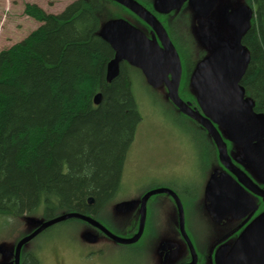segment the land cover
Returning <instances> with one entry per match:
<instances>
[{
  "label": "trees",
  "instance_id": "16d2710c",
  "mask_svg": "<svg viewBox=\"0 0 264 264\" xmlns=\"http://www.w3.org/2000/svg\"><path fill=\"white\" fill-rule=\"evenodd\" d=\"M138 1L147 7V0ZM253 1L257 9L243 42L250 62L241 83L256 110L264 112V0ZM124 9L147 27L113 0H73L60 12L26 2L24 13L40 24L0 50V244L22 218L99 210L104 218L120 192L142 120L132 73L145 77L125 61L118 76L108 80L115 51L100 30L109 18H127L116 15ZM99 92L102 102L96 105ZM89 197L94 204H88ZM80 222L68 219L41 232L23 246L21 264H37L38 253L29 246L40 236L59 224L78 227ZM35 227L24 229L16 243Z\"/></svg>",
  "mask_w": 264,
  "mask_h": 264
},
{
  "label": "flooded vegetation",
  "instance_id": "af4514ba",
  "mask_svg": "<svg viewBox=\"0 0 264 264\" xmlns=\"http://www.w3.org/2000/svg\"><path fill=\"white\" fill-rule=\"evenodd\" d=\"M147 3V9H149L164 25L179 53L182 65L179 86L180 97L185 102L189 103L193 109H198L204 116L211 119V116L204 112L198 102L197 89L192 83L194 70L197 64L210 55L216 48L222 45L233 47L237 44L236 25L227 19L226 12L240 5L248 6L252 10L249 23L241 35V42L245 45L243 43L244 37L253 25V17L257 6L253 0H218L211 14L207 18H204L194 11L189 0H184L182 6L170 9L169 11L159 10L156 7V0H147ZM190 10L194 13V18L196 20H202L205 23V35L201 37V41L196 38V45L198 44L199 47H201L198 51H200V57L202 58L198 63L193 62V64H188L186 62V57L188 58L191 56L189 50H192L189 39L183 37V31L181 34H178L177 30L178 22L182 21L179 16L183 15L185 23H188L189 18L186 14H188ZM173 23H175V34L170 31V25ZM146 24L147 27H142H144V30L146 29L145 33L147 37L150 39L155 37L161 44L157 33L147 22ZM190 27L191 25H189V28ZM191 44H193V41ZM245 46L247 47V45ZM247 49L249 50L248 47ZM167 76L171 79L172 75L168 73ZM188 76L189 78H187ZM244 76L245 74L242 79ZM146 82L152 92L172 104L174 112L178 111L181 115H184L190 121L194 131L197 132L196 144L201 149V155L204 157L203 167H205V169L202 175H205V177L203 181L199 183V191L197 194L193 192L191 188L185 187L186 185H179L174 181V170H167V167L161 168L160 164H147V180L148 182L152 180L151 182L155 185H148L147 190L144 192H138V194H135L133 197L123 200L136 201L132 209L121 212V214H126L124 216L127 217L121 220L124 221V223L119 222L112 211L106 213L107 215L105 214L104 218L101 217V210H99L100 212L98 211V216V212H83V214L95 218L112 233L121 237L131 238L139 230L142 197L154 189H168L169 192L154 193L148 197L146 221L141 237L132 243H121L111 237L99 226H95L89 221L78 219L81 222L78 227H74L75 231L79 230L78 232L80 235L77 236V238L79 242L84 243L87 247L80 255V264H110L111 260L105 258L102 260L101 258V255L106 254L109 249H118L120 251L127 250L129 254L140 259L143 264H228L227 259L230 257L239 237L264 213V195L261 192L264 191V181L250 163L243 147L232 141L228 132L221 124L214 122L222 139L227 144L232 162L248 176L250 181L244 177L241 178L222 163L215 138L204 126L184 114L173 103L164 79H162V83L157 87L152 86L148 80ZM184 84L186 88H188L189 94H185L183 90H181ZM246 96L254 99L248 94L247 90ZM254 109L256 112H261L257 111L255 107ZM137 131L129 151H131L137 139ZM128 153L127 159L130 155V152ZM127 159L125 160L124 167L126 166ZM124 171L125 168L123 170V177ZM215 171H218V173L224 172L229 175L227 176L229 189L228 200L225 201V204L228 205L226 207L228 211L226 215L220 219L215 217L211 212V202L206 195L207 183L212 173ZM170 191L174 192L181 201L184 222H181L179 203ZM171 220L176 224L174 227L170 225ZM127 221L129 223L128 225L125 224ZM121 223L124 225H121ZM87 233H92L95 239H87ZM37 264H41L39 254ZM58 264L64 263L58 260Z\"/></svg>",
  "mask_w": 264,
  "mask_h": 264
},
{
  "label": "water",
  "instance_id": "95a60500",
  "mask_svg": "<svg viewBox=\"0 0 264 264\" xmlns=\"http://www.w3.org/2000/svg\"><path fill=\"white\" fill-rule=\"evenodd\" d=\"M147 22L157 33L161 44L154 37L147 34L122 17L113 18L103 24L100 30L101 37L108 42L115 51L114 58L108 63L107 78L113 80L120 72V63L127 61L138 67L144 73L152 86H159L165 80L169 96L173 103L186 115L198 121L211 135L219 148L220 159L223 164L250 181L248 176L237 168L229 155L227 144L222 139L214 122L221 124L228 132L233 142L243 147L250 163L264 181V113L256 112L255 101L246 96V89L241 84L250 62V52L241 42V35L252 16L248 6L240 5L226 12L229 21L236 25L237 44L233 47L222 45L210 55L201 60L192 75V83L197 89L198 102L211 119L204 116L198 109H193L179 95L182 65L179 53L161 21L138 0H113ZM194 11L207 18L218 0H189ZM184 0H156L159 10L169 11L182 6ZM171 73V79L167 76ZM102 102V93L94 96V103ZM227 174L224 172L212 173L206 187V195L210 200V210L217 218L224 217L227 211L225 201L228 200ZM230 178V177H229ZM246 183V182H245ZM168 191L166 188L154 189L142 197L141 214L138 232L131 238L121 237L112 233L95 218L77 211L67 212L46 220H33L37 226L28 234L21 237L14 251L6 252L13 255L14 264H21L23 246L33 240L50 226L77 218L89 221L99 226L111 237L121 243L137 241L144 230L147 215V199L154 193ZM179 203L181 222H184L182 204L179 197L170 191ZM264 195V191H261ZM94 198H88L92 205ZM136 201H121L116 205L120 212L132 209ZM86 238L94 240L92 233ZM228 264H264V213L260 215L239 237L234 245Z\"/></svg>",
  "mask_w": 264,
  "mask_h": 264
},
{
  "label": "rangeland",
  "instance_id": "374dc122",
  "mask_svg": "<svg viewBox=\"0 0 264 264\" xmlns=\"http://www.w3.org/2000/svg\"><path fill=\"white\" fill-rule=\"evenodd\" d=\"M71 1L73 0H0V50L23 39L40 24L39 21L24 13L26 2L37 3L48 12H60ZM119 14L126 16L127 18H122L134 25L136 23L137 27L146 32L143 25L137 23L136 18L130 12L124 9L116 15ZM186 15L189 18L188 23H185L183 15L179 16L182 21L178 22L177 30L178 34L183 31V37L189 39L192 50H189L191 56L188 57L189 59L186 57V62L193 64V62L198 63L202 58L198 51L201 47L196 45V38L201 41V37L205 35V23L202 20H196L191 10ZM189 25H191L190 28ZM174 26L175 23L170 25V31L175 34ZM192 41L193 44H191ZM132 78L133 92L142 120L137 128V139L129 151L128 159L126 158L121 190L104 212L106 214L112 211L117 220L123 223L124 221L121 220L127 218L124 216L126 214H121L116 209V205L138 192H144L148 185L153 184L152 180L150 182L147 180V164H160L161 168L167 167V170H174V181L179 185H186L185 187L191 188L197 194L199 183L205 177L202 175L205 169L203 167L204 157L196 144L198 135L191 127L190 121L178 111L174 112L169 101H165L152 92L142 74L135 71L132 73ZM181 90L189 94L185 84ZM20 222L21 225L17 231L6 237L0 244L2 254L0 264H14L13 255H8L6 252L15 250L16 239L20 237L24 229L30 230L37 226L31 218H22ZM123 223L121 225H124ZM125 224L128 225V221ZM170 225L174 227L176 224L171 220ZM75 226L76 224L72 223L59 224L51 233L44 234L33 241L29 249L38 251L41 264H58V260L64 264H80V255L87 247L79 242L77 236L80 234L79 230L75 231ZM9 234L7 233L6 236ZM101 258L111 260L110 264H143L127 250L109 249L106 254L101 255Z\"/></svg>",
  "mask_w": 264,
  "mask_h": 264
}]
</instances>
